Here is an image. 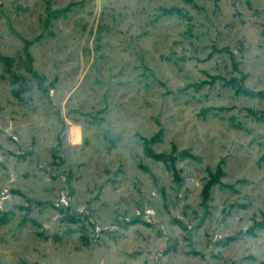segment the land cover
<instances>
[{"label": "rangeland", "instance_id": "374dc122", "mask_svg": "<svg viewBox=\"0 0 264 264\" xmlns=\"http://www.w3.org/2000/svg\"><path fill=\"white\" fill-rule=\"evenodd\" d=\"M0 264H264V0H0Z\"/></svg>", "mask_w": 264, "mask_h": 264}]
</instances>
